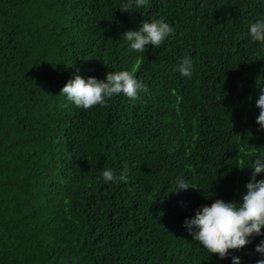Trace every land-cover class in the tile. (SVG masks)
Masks as SVG:
<instances>
[{"label":"trees","instance_id":"1","mask_svg":"<svg viewBox=\"0 0 264 264\" xmlns=\"http://www.w3.org/2000/svg\"><path fill=\"white\" fill-rule=\"evenodd\" d=\"M125 2L0 0V264H256L264 235L220 259L184 222L242 202L264 154V42L248 34L264 0ZM160 19L173 33L131 50L123 34ZM133 69L147 89L135 100L86 110L60 94L77 72ZM125 166L126 182L104 181Z\"/></svg>","mask_w":264,"mask_h":264},{"label":"clouds","instance_id":"2","mask_svg":"<svg viewBox=\"0 0 264 264\" xmlns=\"http://www.w3.org/2000/svg\"><path fill=\"white\" fill-rule=\"evenodd\" d=\"M149 0H126L121 5V12H135L136 9L148 5ZM173 28L163 19L152 22L143 21L137 30H130L123 34L130 42L131 50L143 53L146 46L159 47L166 38L173 33ZM248 34L254 42H264V20L252 23ZM193 62L184 57L178 64L176 71L190 77ZM132 72L121 70L108 72L104 80L95 77L83 78L74 75L61 89L60 94L74 103L77 107L90 109L100 105L108 107L107 101L114 95L123 93L130 99L138 98V91H147L146 87L137 80ZM256 107L259 109L257 124L264 129V88L259 90ZM253 169L250 181L246 184V193L242 202H225L216 199L210 206L204 205L196 211L191 219H186L184 226L193 240L198 241L209 253L216 254L220 259L229 255L230 250H240L248 245L251 237L264 235V179L257 180L260 173H264V154L256 155L250 167ZM128 168L117 177L111 168H106L101 175L105 182L127 181ZM177 188L188 190L189 183L178 179ZM194 189V188H192ZM175 191V192H177ZM255 251L264 257V240L256 245ZM233 264H240L239 257H233ZM256 264H264V258L258 259Z\"/></svg>","mask_w":264,"mask_h":264}]
</instances>
